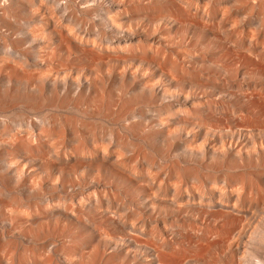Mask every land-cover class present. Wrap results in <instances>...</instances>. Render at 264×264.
Instances as JSON below:
<instances>
[{
	"label": "bare ground",
	"instance_id": "6f19581e",
	"mask_svg": "<svg viewBox=\"0 0 264 264\" xmlns=\"http://www.w3.org/2000/svg\"><path fill=\"white\" fill-rule=\"evenodd\" d=\"M0 264H264V0H0Z\"/></svg>",
	"mask_w": 264,
	"mask_h": 264
}]
</instances>
